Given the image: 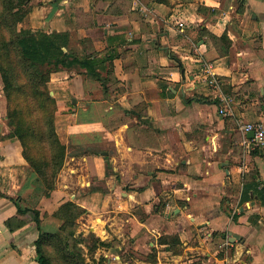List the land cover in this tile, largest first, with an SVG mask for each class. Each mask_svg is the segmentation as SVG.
<instances>
[{"label":"crops","instance_id":"1","mask_svg":"<svg viewBox=\"0 0 264 264\" xmlns=\"http://www.w3.org/2000/svg\"><path fill=\"white\" fill-rule=\"evenodd\" d=\"M31 4L21 25L68 33L103 78L73 64L50 81L68 146L55 194L88 209L84 247L106 242L103 264H264V145L246 129L264 123V0ZM11 131L0 83V264H39L35 240L61 220L19 213L36 173Z\"/></svg>","mask_w":264,"mask_h":264},{"label":"trees","instance_id":"2","mask_svg":"<svg viewBox=\"0 0 264 264\" xmlns=\"http://www.w3.org/2000/svg\"><path fill=\"white\" fill-rule=\"evenodd\" d=\"M31 10V0H0V78L12 128L10 134L19 138L23 155L36 173L34 207L22 209L19 206L18 211L30 213L38 225L49 214L61 220L57 229H44L36 238L39 264H103L105 258L97 259L95 254L106 242L95 238L86 249L85 238L77 231L78 218L88 209L64 192L55 199L57 179L67 158L68 146L56 130L58 104L50 87L51 74L73 64L85 67L99 80L103 78L97 71L96 60L72 56L67 51L68 33H47L23 27L21 23ZM43 65L49 68L44 69ZM42 197L51 198L45 208L38 207ZM50 205L51 213L47 209ZM12 219L7 223L14 229ZM163 240L178 251L181 242L178 235L166 236Z\"/></svg>","mask_w":264,"mask_h":264},{"label":"built area","instance_id":"3","mask_svg":"<svg viewBox=\"0 0 264 264\" xmlns=\"http://www.w3.org/2000/svg\"><path fill=\"white\" fill-rule=\"evenodd\" d=\"M246 129H254L256 131V143L264 145V123H247Z\"/></svg>","mask_w":264,"mask_h":264},{"label":"rangeland","instance_id":"4","mask_svg":"<svg viewBox=\"0 0 264 264\" xmlns=\"http://www.w3.org/2000/svg\"><path fill=\"white\" fill-rule=\"evenodd\" d=\"M42 68L47 69V68H49V67L46 66V65H43ZM51 68H54V66L52 65ZM0 83H1L2 86H3V83H2V81H1V78H0ZM3 93H4V91H3ZM51 94H52V93H51ZM52 95H53V94H52ZM57 104H58V103H57ZM69 106H70V107L73 106V103H67V104H66V107H69ZM59 109H60V108H59V106H58V111H57L58 113H57V115H59V114L61 113V111H59ZM58 197H59V195L56 196V199H58Z\"/></svg>","mask_w":264,"mask_h":264},{"label":"water","instance_id":"5","mask_svg":"<svg viewBox=\"0 0 264 264\" xmlns=\"http://www.w3.org/2000/svg\"><path fill=\"white\" fill-rule=\"evenodd\" d=\"M255 134V133H252ZM232 237L230 238L231 241H235L236 237H239V235H237L236 233H231Z\"/></svg>","mask_w":264,"mask_h":264}]
</instances>
